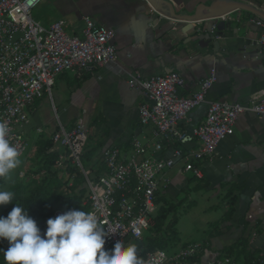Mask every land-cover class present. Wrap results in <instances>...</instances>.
<instances>
[{"label": "crops", "instance_id": "obj_1", "mask_svg": "<svg viewBox=\"0 0 264 264\" xmlns=\"http://www.w3.org/2000/svg\"><path fill=\"white\" fill-rule=\"evenodd\" d=\"M236 1L264 12V0ZM151 2L156 11L145 0L39 1L31 14L45 27L63 19L68 33L82 37L87 16L114 29L117 59L80 77L70 71L59 74L51 97L30 107L21 128L26 137L35 136L43 144L50 141L58 121L67 129L82 124L89 129L84 156L97 166L104 149L118 146L128 152L133 137L147 141L153 128L140 124L138 111L145 91L129 86V73L146 79L177 72L185 79L179 94L190 96L214 67L217 80L206 101L181 123L189 133L205 118L210 101L246 104L250 94L264 92V43L259 42L264 31L252 22L258 15L215 0ZM227 11L230 19L216 23L213 31L215 22L197 29L159 15L195 19ZM185 146L197 147L196 141ZM48 150L59 149L50 145ZM203 173L196 178L177 165L167 171L168 184L157 192L156 208L171 204L175 214L183 208L201 225L195 231L200 240L180 247L201 243L198 264L228 252L238 253L240 263L251 253L254 257L264 253V115L241 113L231 134L203 163ZM2 209L3 205L0 213Z\"/></svg>", "mask_w": 264, "mask_h": 264}, {"label": "built area", "instance_id": "obj_2", "mask_svg": "<svg viewBox=\"0 0 264 264\" xmlns=\"http://www.w3.org/2000/svg\"><path fill=\"white\" fill-rule=\"evenodd\" d=\"M40 0H0V123L8 126L6 137L20 156L26 151V135L21 129L28 121V111L44 96L51 97L56 77L70 71L76 77L96 70L117 59L112 43L114 29L96 24L84 17L83 36L68 33L65 21L57 20L49 27L32 17V9ZM156 11L151 0H145ZM173 22L192 24L200 29L208 22L211 31L216 23L230 19L227 11L216 16L181 19L159 13ZM264 31V19L252 18ZM260 43H264V33ZM217 80L212 67L199 87L190 96H182L185 79L177 72L153 75L143 79L140 73H129V86L145 91V100L139 105V122L152 126L151 137L143 142L131 139L130 151L118 146L102 151L96 175L90 178L82 156L89 129L77 124L67 129L58 121L50 141L58 148L55 167H76L84 179L87 195L81 205L86 213L94 215L105 231V250H111L116 241L128 246L141 238L151 227L156 211L157 192L168 184V170L180 165L183 172L202 178L203 163L212 159L218 144L232 132L237 117L246 111L264 115V92L255 91L246 104L225 100L210 101L205 118L189 133L181 127L189 113L206 101V94ZM197 147H186L191 140ZM75 208L55 207L50 218ZM77 210V209H75ZM47 222V221H46ZM44 223L42 234L46 231ZM202 251L198 242L179 247L167 253L165 249L148 252L143 264H198ZM193 258L192 261L189 259ZM257 264H264V253L256 256ZM205 264H240L231 256L207 259Z\"/></svg>", "mask_w": 264, "mask_h": 264}, {"label": "clouds", "instance_id": "obj_3", "mask_svg": "<svg viewBox=\"0 0 264 264\" xmlns=\"http://www.w3.org/2000/svg\"><path fill=\"white\" fill-rule=\"evenodd\" d=\"M8 126L0 123V178H9L20 164V153L6 138ZM12 191L0 190V206L13 202ZM42 234L29 210L15 204L8 215L0 216V240L9 247L3 251L4 264H143L137 245L116 241L105 250V231L94 215L69 210L47 220Z\"/></svg>", "mask_w": 264, "mask_h": 264}, {"label": "rangeland", "instance_id": "obj_4", "mask_svg": "<svg viewBox=\"0 0 264 264\" xmlns=\"http://www.w3.org/2000/svg\"><path fill=\"white\" fill-rule=\"evenodd\" d=\"M52 92H54V85ZM26 142V151L19 157L20 164L11 171L9 178L1 179L0 190L12 191L14 193L13 200L20 197L29 198L38 194L49 195V199H53L59 189L64 191L72 184V174L62 169L56 172V176H53L52 172L58 168L55 167L53 161H49L46 153L41 152L40 141L36 140L35 136H29L26 137ZM82 163L90 178H93L96 175L94 169L97 167L94 160L89 161L85 156H82ZM74 173L79 175L77 170H74ZM78 186H85V182L83 181V184H78ZM182 209L177 210L176 214L175 211L167 213L166 221H169V219L170 221L177 220L174 229L166 230L165 220L160 223V219L156 218V220H152V225L147 231L148 234L157 233L159 236L168 238L169 244L165 248L167 253L177 251L183 242L200 240L195 231L201 229V225H199V222L194 223L193 216ZM172 231H175V233L172 234ZM178 238L180 240L177 242Z\"/></svg>", "mask_w": 264, "mask_h": 264}, {"label": "trees", "instance_id": "obj_5", "mask_svg": "<svg viewBox=\"0 0 264 264\" xmlns=\"http://www.w3.org/2000/svg\"><path fill=\"white\" fill-rule=\"evenodd\" d=\"M50 145L51 146L53 145L51 141L43 144L41 143L40 148H41V152L46 153L49 161L54 162L58 152L56 150L49 151L48 149ZM59 170L62 169H55L52 172L53 176H56V172H58ZM74 170H77L79 172L78 173L79 175H75ZM64 171L71 172L73 177V179H71L72 184L68 187V189L64 191L59 189V192L57 193V195L53 197V199H49V195H44V194H38L36 196L29 198L20 197L19 199L13 200L12 203L4 205L0 215L6 217L8 213L12 210V208L15 206V204H19L26 210L27 209L29 210V215L37 222L38 227L41 229V233H42V230L44 228V223L50 218L51 212L55 207H61L64 209L75 208L77 210L86 211L87 205H81V203L87 195V188L86 185L80 187L78 186V184L81 183L83 184L84 181L81 172L76 167L70 165H67ZM1 179L3 178H0V181ZM173 207L174 205L170 204L157 208L152 220H156V218H159L161 221L160 223L164 222L165 220L166 230H170L172 228L174 229L176 219H173L172 221H170L169 219V221H166L167 213L175 211ZM172 232H171L172 234L175 233V231ZM167 239L168 238L166 236L162 237L159 236L157 233L148 234L146 232L141 238L132 240L130 244L134 243L137 245V249H138L137 255L141 260H143L148 252H152L157 249H165L169 244V240ZM8 247H9V242L7 240H0V264H4L3 251H6ZM225 255L231 256L238 262L241 259V257L236 252H228L225 253ZM189 260L192 261L193 258H190ZM240 264H257L256 257H254L251 253L249 257L244 258L243 262Z\"/></svg>", "mask_w": 264, "mask_h": 264}, {"label": "water", "instance_id": "obj_6", "mask_svg": "<svg viewBox=\"0 0 264 264\" xmlns=\"http://www.w3.org/2000/svg\"><path fill=\"white\" fill-rule=\"evenodd\" d=\"M218 2H224L226 4L235 6V8L238 9H245L248 10L256 15H258L259 17H262L264 19V12L257 9L256 7L249 5L247 3H243L240 1H236V0H215V3L217 4ZM215 5V4H214Z\"/></svg>", "mask_w": 264, "mask_h": 264}]
</instances>
